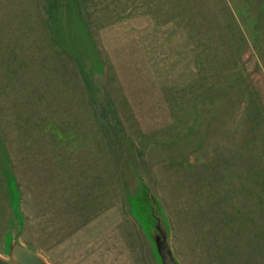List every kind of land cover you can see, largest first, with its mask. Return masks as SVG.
<instances>
[{
    "label": "rangeland",
    "instance_id": "374dc122",
    "mask_svg": "<svg viewBox=\"0 0 264 264\" xmlns=\"http://www.w3.org/2000/svg\"><path fill=\"white\" fill-rule=\"evenodd\" d=\"M155 228L264 264V0H0V257L160 264Z\"/></svg>",
    "mask_w": 264,
    "mask_h": 264
},
{
    "label": "water",
    "instance_id": "95a60500",
    "mask_svg": "<svg viewBox=\"0 0 264 264\" xmlns=\"http://www.w3.org/2000/svg\"><path fill=\"white\" fill-rule=\"evenodd\" d=\"M153 216V215H152ZM151 239L160 264H178L170 251L167 235H160V228L154 229ZM8 260L0 257V264H47L39 255L22 246L16 239L7 247Z\"/></svg>",
    "mask_w": 264,
    "mask_h": 264
}]
</instances>
